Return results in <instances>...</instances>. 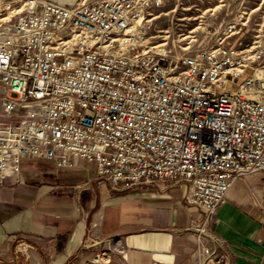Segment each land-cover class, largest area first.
<instances>
[{"label": "built area", "instance_id": "2783aa9c", "mask_svg": "<svg viewBox=\"0 0 264 264\" xmlns=\"http://www.w3.org/2000/svg\"><path fill=\"white\" fill-rule=\"evenodd\" d=\"M165 1L0 0V184L23 158L86 162L110 189L188 183L190 264H229L210 225L234 179L264 173V7L178 55L150 40Z\"/></svg>", "mask_w": 264, "mask_h": 264}, {"label": "crops", "instance_id": "0c3cea01", "mask_svg": "<svg viewBox=\"0 0 264 264\" xmlns=\"http://www.w3.org/2000/svg\"><path fill=\"white\" fill-rule=\"evenodd\" d=\"M88 167L78 161L62 170L49 159H23L19 173L0 184L2 257L71 264L110 243L121 264H190L200 212L187 200L188 183L110 189L89 177ZM263 201L264 173L251 172L233 180L216 209L210 227L229 264H264Z\"/></svg>", "mask_w": 264, "mask_h": 264}, {"label": "rangeland", "instance_id": "374dc122", "mask_svg": "<svg viewBox=\"0 0 264 264\" xmlns=\"http://www.w3.org/2000/svg\"><path fill=\"white\" fill-rule=\"evenodd\" d=\"M263 7L264 0H166L151 9V44L162 43L172 54H187L194 48L212 44L226 22L241 12H245V17L248 16L250 23H258ZM3 118L0 94V132ZM88 170L91 177V164ZM117 255L110 243H102L71 264H121ZM0 264L50 263L39 259L17 261L0 255Z\"/></svg>", "mask_w": 264, "mask_h": 264}]
</instances>
